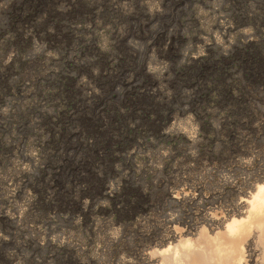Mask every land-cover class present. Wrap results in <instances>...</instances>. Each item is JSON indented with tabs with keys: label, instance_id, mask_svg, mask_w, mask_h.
Returning a JSON list of instances; mask_svg holds the SVG:
<instances>
[{
	"label": "rangeland",
	"instance_id": "obj_1",
	"mask_svg": "<svg viewBox=\"0 0 264 264\" xmlns=\"http://www.w3.org/2000/svg\"><path fill=\"white\" fill-rule=\"evenodd\" d=\"M252 155L264 0H0V264H158Z\"/></svg>",
	"mask_w": 264,
	"mask_h": 264
},
{
	"label": "bare ground",
	"instance_id": "obj_2",
	"mask_svg": "<svg viewBox=\"0 0 264 264\" xmlns=\"http://www.w3.org/2000/svg\"><path fill=\"white\" fill-rule=\"evenodd\" d=\"M251 157L246 161L251 169L241 170L245 175L242 184L236 186L233 182L239 189H248L234 206L235 210L225 211L227 214L222 219L210 217L204 225L198 224L193 238L175 235V240L178 239L173 245L152 252L159 255L158 264H256L258 256L264 259V155ZM193 239H203L206 247H197Z\"/></svg>",
	"mask_w": 264,
	"mask_h": 264
}]
</instances>
